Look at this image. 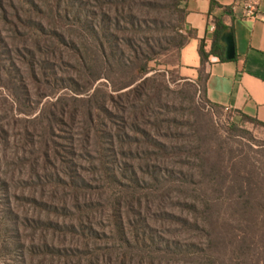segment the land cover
<instances>
[{"label": "rangeland", "instance_id": "374dc122", "mask_svg": "<svg viewBox=\"0 0 264 264\" xmlns=\"http://www.w3.org/2000/svg\"><path fill=\"white\" fill-rule=\"evenodd\" d=\"M32 1L0 21V264H264V127L182 71L174 1L106 34L101 0Z\"/></svg>", "mask_w": 264, "mask_h": 264}, {"label": "crops", "instance_id": "0c3cea01", "mask_svg": "<svg viewBox=\"0 0 264 264\" xmlns=\"http://www.w3.org/2000/svg\"><path fill=\"white\" fill-rule=\"evenodd\" d=\"M184 7L190 33L180 55L182 71L202 78L212 106L264 123V0H184ZM249 10L254 18L245 17ZM216 20L226 26L235 57L223 61L210 54L201 65L199 47L203 42L207 52L212 48ZM219 43L225 56L221 36Z\"/></svg>", "mask_w": 264, "mask_h": 264}, {"label": "trees", "instance_id": "16d2710c", "mask_svg": "<svg viewBox=\"0 0 264 264\" xmlns=\"http://www.w3.org/2000/svg\"><path fill=\"white\" fill-rule=\"evenodd\" d=\"M24 1H29L30 5H34L36 8V5L34 3V1L32 0H0V21L1 22H6V23H12L14 25H18L17 23H26L28 21H30V19H27V21L24 19V17L22 16L23 13L28 10H25L22 8L21 4L25 3ZM67 1V0H66ZM174 4H173V10L176 14H178V16L180 17V21L182 20L183 23H185V16H186V8L184 7V0H173ZM69 3V2H68ZM101 6L104 8L101 13V17L102 19L99 21V26L102 28V30L106 33H108L109 30H111L113 27H115V24H112V22H116V25H118L120 22H118V19L116 18V20H114L112 18V16L110 15V11L111 8H113V6L120 7L119 5H122V2H117V0H101ZM115 8V9H116ZM80 11V10H79ZM25 15V14H24ZM111 19V20H109ZM131 19V17L129 18H125V22L128 24L130 23L131 25L133 24L131 21H129ZM215 33L213 34V42H212V48H210V51L207 52L205 50V45L202 42L200 44L199 47V57H200V62L201 65L204 64V62L207 59V56H209L210 54L213 56L218 57L220 60L224 61V49L222 48V46L219 43V39L221 34H223V32L226 30V26L223 24V22L221 20H216L215 21ZM180 41L178 46L180 48H182L185 43L187 42V37H185L184 35H180ZM110 38H112L113 40H117L116 37L114 36H110ZM63 40L61 39L60 42H62ZM129 41H127L128 43ZM151 42V41H150ZM114 46V44H112ZM130 49H132L133 45H127ZM115 47V46H114ZM116 48V47H115ZM151 52V51H150ZM7 60V59H6ZM29 65L31 66V69L33 67L32 61L31 59L29 60ZM6 66H2L1 68H5ZM140 73L141 75L147 74L148 73V67L146 66V64H142L139 67ZM145 80L142 81V84L144 83ZM200 84L202 87V93H203V97L206 99L205 101L207 103H209L207 101L206 95H205V89H204V84L203 81L200 79ZM212 106V105H211ZM214 107V106H213ZM214 108H218V107H214ZM221 109V108H218ZM245 120H249L251 122H254L255 125L260 126V127H264V123H260L257 120H255V118H250L248 116H242Z\"/></svg>", "mask_w": 264, "mask_h": 264}, {"label": "water", "instance_id": "95a60500", "mask_svg": "<svg viewBox=\"0 0 264 264\" xmlns=\"http://www.w3.org/2000/svg\"><path fill=\"white\" fill-rule=\"evenodd\" d=\"M221 44L225 48V56H224V59H226V60L233 59V57H235L234 45H233L232 39L230 38L228 32H224L221 35Z\"/></svg>", "mask_w": 264, "mask_h": 264}, {"label": "built area", "instance_id": "2783aa9c", "mask_svg": "<svg viewBox=\"0 0 264 264\" xmlns=\"http://www.w3.org/2000/svg\"><path fill=\"white\" fill-rule=\"evenodd\" d=\"M255 11L254 10H249L246 14H245V17H247V18H254L255 17ZM223 110L224 111H226V112H232L229 108H227V107H225V108H223Z\"/></svg>", "mask_w": 264, "mask_h": 264}]
</instances>
